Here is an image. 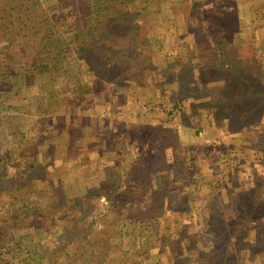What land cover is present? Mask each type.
Here are the masks:
<instances>
[{
  "label": "rangeland",
  "instance_id": "obj_1",
  "mask_svg": "<svg viewBox=\"0 0 264 264\" xmlns=\"http://www.w3.org/2000/svg\"><path fill=\"white\" fill-rule=\"evenodd\" d=\"M56 3L37 7L67 57L0 82V244L20 245L1 264H264V0H130L94 68ZM7 36L0 81L32 57ZM72 211L75 245L46 232Z\"/></svg>",
  "mask_w": 264,
  "mask_h": 264
},
{
  "label": "trees",
  "instance_id": "obj_2",
  "mask_svg": "<svg viewBox=\"0 0 264 264\" xmlns=\"http://www.w3.org/2000/svg\"><path fill=\"white\" fill-rule=\"evenodd\" d=\"M38 1L40 0H4L2 2L3 8L0 9L2 11L0 15V26L6 30V35L8 34L7 39L12 42L20 38V40L23 42V45H27L26 48L29 47V50L32 53L30 62L28 61L26 63L25 67L19 73L20 75H16L17 69H15L13 64L11 67H6L5 70L8 72V74L4 77H1L0 81L7 83L6 86L9 92H6V97L11 96V91L20 90L22 84L24 83V79L28 74L37 72L41 75H44L49 71H54L57 69L59 63L64 61V58L67 57V51H69V47L64 44V42L59 41L62 36L57 35L54 37L57 34L55 32L54 25L45 18L46 14L44 10L37 7ZM56 2L57 6L61 7L62 9L70 8L72 10L73 8V13L76 16V19H74V31L72 33L73 37L70 39V42H72L70 46L75 48V50L77 49V51L73 52L75 54L78 53L79 55V52H84V61L90 66V68H94L95 65L98 64V61L101 62L99 59H97V56L93 57L92 54L94 50V40H101L107 36L115 37L117 31L108 30L103 27L104 25L101 24L112 17V19H120L121 22H124L127 11L123 6L127 2H130V0H56ZM6 6L8 10L6 9ZM38 8L41 10V13H38ZM3 11H6V17L2 15ZM66 12L69 18L70 16L73 17V13H71V11L69 12L68 10ZM79 17H82V19L79 20ZM65 22L66 21H62L61 23L59 22V24L65 25ZM30 44L32 45L30 46ZM104 54V51H100L98 56L102 58V56H105ZM113 68L115 71L116 67L113 66ZM1 99L2 94H0V102H2ZM15 132H13V135H15ZM72 148L73 147H71L70 144L67 145L68 150ZM32 161L33 162L28 161V165L35 163L34 160ZM39 169L40 171H43V167H39ZM16 212V217L19 218V216H21L19 215L20 212ZM57 216H59V213H57ZM66 218L67 220H65L63 224H60V227L58 221V225L55 230H53L51 233H48V231L46 232L48 235H54L55 240H58V238L59 240L60 238H64L66 243L68 242L69 244H73L76 236L87 232L88 228L83 227V217H81V215L78 216L75 211L69 212V215H66ZM17 223L18 221H12L9 223L8 228L12 231H17L20 227V223ZM12 239V241L15 242L14 247L16 249L19 248L20 245L18 243L16 244L18 241L15 238ZM10 245L11 244L9 242L7 243L6 241H3V244H0V264L2 263L1 259H6V257L10 258L9 254L11 250L15 249H11ZM93 252L94 250L91 249L90 253ZM172 252L169 258L170 260L173 258L175 260L176 254ZM19 255L20 253L16 252V254L12 253L11 257L17 258ZM43 256L44 255L41 253L32 251L30 249L27 250L26 258H32L33 260L37 261L38 264H42L41 262ZM85 263L86 260L81 259L78 264Z\"/></svg>",
  "mask_w": 264,
  "mask_h": 264
}]
</instances>
